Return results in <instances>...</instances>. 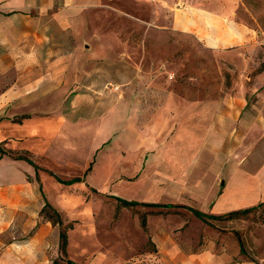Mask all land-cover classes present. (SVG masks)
<instances>
[{"label":"rangeland","instance_id":"obj_1","mask_svg":"<svg viewBox=\"0 0 264 264\" xmlns=\"http://www.w3.org/2000/svg\"><path fill=\"white\" fill-rule=\"evenodd\" d=\"M114 5L117 10L103 13L102 31L116 32L117 39L109 36L102 49L115 51L116 63L103 65L101 86L86 94L101 115L117 110L118 132L98 151L94 164L100 166L91 178L71 186L48 172L62 180L83 172L33 158L41 169L39 181L32 166L0 154V264H264V205L212 225L186 209L220 217L264 203V0L238 4L246 38L219 51L202 42L168 40L156 28L149 30L151 40L143 41L148 32L143 20L157 11L130 0ZM178 95L230 97L246 105L221 143L206 136L184 147L173 143L171 132L159 147V103ZM113 141L118 144L107 154ZM109 171L118 176L105 183ZM240 188L244 200L235 199ZM110 196L179 207L127 208ZM46 202L63 227H72L65 254L62 227L49 209L43 212Z\"/></svg>","mask_w":264,"mask_h":264},{"label":"crops","instance_id":"obj_2","mask_svg":"<svg viewBox=\"0 0 264 264\" xmlns=\"http://www.w3.org/2000/svg\"><path fill=\"white\" fill-rule=\"evenodd\" d=\"M130 1L157 11L143 20L148 26L143 41L151 40V28L167 35L168 40L202 42L217 51L246 38L237 13L242 0ZM115 2L0 4V143L6 150L27 155L34 163L33 158L47 159L72 167L84 176L98 151L117 134L120 123L113 120L117 110L101 115L92 108L93 98L86 94L87 89L101 86L103 65L116 63L111 60L116 52L102 49L109 36L117 39L116 32L107 36L102 31L103 13L117 10ZM124 14L133 18L132 13ZM130 65L134 69V64ZM231 104L238 106L231 108ZM159 105L158 146H165L172 132L175 145L191 148L199 137L212 136L221 143L230 129L237 127L231 122L240 118L246 102L223 96L178 95L166 97ZM116 143L113 141L105 152H111ZM99 166L93 163L85 182ZM117 176V172L109 171L105 183ZM225 195L227 192L223 198ZM235 199H245L241 188Z\"/></svg>","mask_w":264,"mask_h":264},{"label":"trees","instance_id":"obj_3","mask_svg":"<svg viewBox=\"0 0 264 264\" xmlns=\"http://www.w3.org/2000/svg\"><path fill=\"white\" fill-rule=\"evenodd\" d=\"M0 154H1V156H5V155L9 156L13 160L27 162L29 165L34 167L36 174H37V180H39L38 179V171L40 170V168L27 155L16 154L12 151L6 150L4 143H0ZM93 163L90 165V167L88 168V170L86 171L85 175L82 178H74L72 180L63 181V180L59 179L58 177L54 176L52 173H50V175H52L59 183L67 185V186H71L75 183H84L86 175L92 171ZM90 189L94 193H99L98 190L95 188L91 187ZM110 197L117 200L118 203L120 204V206L127 207V208H134V207L141 206V207H150V208L173 209V208L179 207L178 205H175V204L143 203V202H138V201H130V200H126L123 198L114 197V196H110ZM263 205H264V203H261L258 206L245 208V209H242L239 211L231 212L229 214H225V215H222L220 217L208 215V214H205L199 210H196V209H193L190 207H186V209L190 210L197 218L202 220L204 223L212 225L213 221H227V220H235V219H240V218L246 217ZM46 209H49L52 212V217L55 218L57 223L62 227L61 232H60V242H61V251L65 254L66 253V247L68 244L67 231H68V229H70L72 227L71 226L63 227V222H62V219L60 217V214L54 208H52V206L48 202L45 203V207L43 209V212H45ZM142 226L144 229H146V220L145 219L142 220ZM67 263L73 264V262L69 261V260L67 261Z\"/></svg>","mask_w":264,"mask_h":264}]
</instances>
